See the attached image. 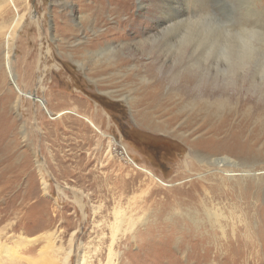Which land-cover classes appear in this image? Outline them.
<instances>
[{
	"label": "rangeland",
	"instance_id": "1",
	"mask_svg": "<svg viewBox=\"0 0 264 264\" xmlns=\"http://www.w3.org/2000/svg\"><path fill=\"white\" fill-rule=\"evenodd\" d=\"M263 60L264 0H0V264H264L255 212L203 224Z\"/></svg>",
	"mask_w": 264,
	"mask_h": 264
},
{
	"label": "bare ground",
	"instance_id": "2",
	"mask_svg": "<svg viewBox=\"0 0 264 264\" xmlns=\"http://www.w3.org/2000/svg\"><path fill=\"white\" fill-rule=\"evenodd\" d=\"M183 47H184V44H181L180 48L178 49L177 52L181 53V51H183ZM196 49H197V47H196ZM240 57L237 59L238 61L235 62V64L237 66H239L240 64H243L244 59H241V62H242L241 63ZM262 63H264V62H262ZM255 64H256V61H255ZM258 64H259V62H258ZM230 69H232V68H230ZM261 71L264 72V69H262ZM157 86H158V84H157ZM236 106H238V105H236ZM243 111H244V109H243ZM231 114H233V113H231ZM241 114H242V112H241ZM255 116H256V114H255ZM231 117H232V115H231ZM249 117H251V116H249ZM170 120H168V121H170ZM233 120H234V117H233ZM253 120H251V121H253ZM146 121L147 120L144 121V124ZM263 121H264V119H263ZM256 122H257V120H256ZM258 123L260 124V122H258ZM148 124L149 125H146V126L161 129L158 124L157 125L151 124V123H148ZM253 124H255V122ZM241 125L240 124H233L232 125L227 120V121L215 126V128L213 130L207 131L206 129L208 127H201V131L206 130V134L208 133L210 135L209 140H208L209 142L215 141L216 143H218L217 147H214V149H209L210 151L217 152V153H218V151H226V152L233 154L232 156H238V158L240 157L243 159V160H239L237 162V160L234 159L233 157H232L233 158L232 159V158H229L226 156L223 158L214 159V160L210 161L213 166L217 167L215 169H218V172L222 173L226 177L227 180L225 179V181L227 182V184L230 183L228 185V188H229L228 191H220L219 192L220 195L217 194V196H219V198H221V199H219V201L224 203L221 200H227V199L229 200L230 199L233 202V204H232L233 208L230 210L229 215H227V214L225 215L224 212H225L226 208L224 207V205L220 206L219 208L217 207L218 209L216 208L213 210L210 208H207L204 205L203 211H204V217H205L206 221L203 224H204V226H206V224L208 223V224H210L211 228L213 229L215 227L211 223H212V221H214L216 229L220 233H222V236L224 237V231H226V226H232V232L234 233V231H235V228L233 227V225L235 224L234 220L240 219L241 215H244V217H246L249 221V223H247L246 227L244 228L245 232L246 233L250 232V233L255 234L253 232L254 231L253 226L251 225L252 220L254 219V217H253L254 215L252 213L255 212L256 215L259 217L258 219H261V220H259V222H260L259 227L256 230L257 231L256 236H258L261 239V249H262L261 251L264 252V237H263V235H264L263 234L264 233V212L262 210L263 208L260 209L258 206L259 201H261V202L264 201V192H262V190L264 188V183H263L264 179L259 178V176L264 174V172L261 171L260 175L256 173V168H261V170H264V160H263L264 157L262 156V153H263L262 151L264 150V143L260 144V147H259V143L261 141L256 136V135L259 136V134H252L250 136H245L244 135L245 131L244 132L240 131L241 129H243ZM260 128H261V126H260ZM199 145L200 144L198 142L192 144L193 147L199 146ZM257 147H259L258 150H257ZM260 148H262L263 150H261ZM223 155H224V153H223ZM202 159H200V160H202ZM261 161H263V162H261ZM230 173H232V174L239 173L237 175V177L239 176V178L241 180L235 178ZM222 203H220V204H222ZM242 206H243V208H242ZM146 221H148V220H146ZM188 221H191L195 225V227H196V224L199 226L198 222L194 218H189ZM145 222L143 224H145ZM4 251H5V253H7V248H5ZM231 259H233V256H231Z\"/></svg>",
	"mask_w": 264,
	"mask_h": 264
}]
</instances>
